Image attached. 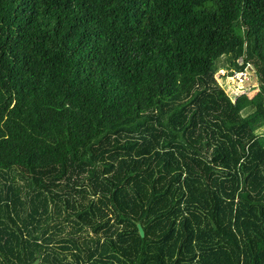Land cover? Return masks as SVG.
Returning a JSON list of instances; mask_svg holds the SVG:
<instances>
[{
	"label": "trees",
	"instance_id": "obj_1",
	"mask_svg": "<svg viewBox=\"0 0 264 264\" xmlns=\"http://www.w3.org/2000/svg\"><path fill=\"white\" fill-rule=\"evenodd\" d=\"M36 260L264 264V0H0V264Z\"/></svg>",
	"mask_w": 264,
	"mask_h": 264
},
{
	"label": "rangeland",
	"instance_id": "obj_2",
	"mask_svg": "<svg viewBox=\"0 0 264 264\" xmlns=\"http://www.w3.org/2000/svg\"><path fill=\"white\" fill-rule=\"evenodd\" d=\"M224 65H227V61L223 57H221L217 63V67H224ZM225 72V70H224ZM251 79L246 82L244 85H239L233 82L229 78L221 77V74L218 72V70L215 72V78L217 80V83L220 87H222L225 92H227L231 97L240 94L241 92H244V89H253L252 93L250 94L251 97H253L256 92L258 91L259 82L258 78H256L255 74L251 71ZM241 87V88H240Z\"/></svg>",
	"mask_w": 264,
	"mask_h": 264
},
{
	"label": "built area",
	"instance_id": "obj_3",
	"mask_svg": "<svg viewBox=\"0 0 264 264\" xmlns=\"http://www.w3.org/2000/svg\"><path fill=\"white\" fill-rule=\"evenodd\" d=\"M251 71L252 73H254V70L250 64H246L245 68L242 71L234 72L231 75H227V71L224 72L223 69H218V72L221 74V77L231 79L233 82L238 84V86L244 85L251 79Z\"/></svg>",
	"mask_w": 264,
	"mask_h": 264
},
{
	"label": "water",
	"instance_id": "obj_4",
	"mask_svg": "<svg viewBox=\"0 0 264 264\" xmlns=\"http://www.w3.org/2000/svg\"><path fill=\"white\" fill-rule=\"evenodd\" d=\"M140 232H141V235L143 236V231L140 230ZM38 262H39V260H36L33 264H38Z\"/></svg>",
	"mask_w": 264,
	"mask_h": 264
}]
</instances>
